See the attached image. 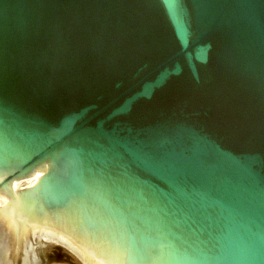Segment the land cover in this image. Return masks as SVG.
I'll use <instances>...</instances> for the list:
<instances>
[{
  "label": "water",
  "instance_id": "1",
  "mask_svg": "<svg viewBox=\"0 0 264 264\" xmlns=\"http://www.w3.org/2000/svg\"><path fill=\"white\" fill-rule=\"evenodd\" d=\"M0 264H264V0H0Z\"/></svg>",
  "mask_w": 264,
  "mask_h": 264
}]
</instances>
